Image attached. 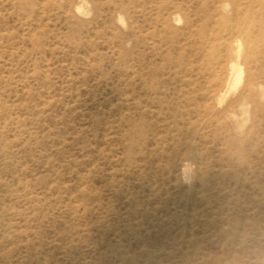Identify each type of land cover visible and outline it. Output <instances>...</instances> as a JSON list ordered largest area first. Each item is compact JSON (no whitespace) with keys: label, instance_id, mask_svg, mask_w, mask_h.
<instances>
[{"label":"rangeland","instance_id":"obj_1","mask_svg":"<svg viewBox=\"0 0 264 264\" xmlns=\"http://www.w3.org/2000/svg\"><path fill=\"white\" fill-rule=\"evenodd\" d=\"M0 264H264V0H0Z\"/></svg>","mask_w":264,"mask_h":264},{"label":"bare ground","instance_id":"obj_2","mask_svg":"<svg viewBox=\"0 0 264 264\" xmlns=\"http://www.w3.org/2000/svg\"><path fill=\"white\" fill-rule=\"evenodd\" d=\"M241 77V70H239V74H238V78H240Z\"/></svg>","mask_w":264,"mask_h":264}]
</instances>
